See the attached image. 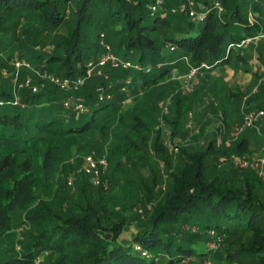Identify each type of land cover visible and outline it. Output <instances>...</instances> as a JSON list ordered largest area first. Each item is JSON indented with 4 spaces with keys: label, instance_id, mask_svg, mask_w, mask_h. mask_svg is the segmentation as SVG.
I'll list each match as a JSON object with an SVG mask.
<instances>
[{
    "label": "trees",
    "instance_id": "trees-1",
    "mask_svg": "<svg viewBox=\"0 0 264 264\" xmlns=\"http://www.w3.org/2000/svg\"><path fill=\"white\" fill-rule=\"evenodd\" d=\"M70 1L0 0V21L21 11L39 18L23 29L31 31L25 38L15 31H0V264H34L37 258L43 260L41 264H179L190 257L202 264L211 253L224 264H264V201L257 194V189L264 192V181L251 169L218 161L219 156L245 153L242 133L231 139L228 130L223 138H230L227 146L224 140L216 145L215 133L201 150L180 145L181 164L171 166L172 153L163 147L159 132L148 145L143 118L151 116L150 111L159 113L157 103L165 95L160 85L183 57L189 56L190 64L206 62L212 68L229 61L233 50H228L229 44L261 31L262 22L248 23L246 13L251 10L264 19V0H220L221 17L210 11L206 0H195L196 10L205 11L202 21L171 13L168 7L175 6L176 0H163L155 9H151L154 0H76L72 24L65 35L59 34L56 29L63 24ZM94 1L104 11L99 17L103 25L109 29L119 25L104 40L109 38L113 53L139 64V69L105 70L114 81L112 98L99 100L93 82L74 92L87 112L64 107L66 93L49 82L36 92L18 89L14 103L12 76L1 72L3 68L13 71L12 59H25L33 69L59 77H77L85 63L97 61L100 29L90 40ZM47 38L54 45L44 53L34 44ZM168 44L176 47L175 53L164 50ZM8 49H15V54L3 58ZM256 53L264 66L263 52ZM236 57L247 60L239 50ZM252 74L260 80L257 73ZM26 76L32 83L40 82L32 70L21 68L18 79ZM125 79L130 80L128 91L141 93L134 94L131 106L122 108L119 102L124 94L119 87ZM102 83L104 79L99 78L97 84ZM166 83L175 88L173 80ZM263 83L260 80L241 107H233L236 124L242 111L264 109ZM233 98L243 99L240 93ZM193 103L181 91L172 95L169 124L173 133ZM226 106H220L222 111H227ZM82 136L87 140L79 146L76 139ZM72 143L78 154H108L112 170L102 180L106 179L109 189L92 185L82 173L67 184L63 168L73 167L63 164V150ZM156 158L162 161L164 178L159 166L149 162L156 163ZM208 159L213 160L211 170ZM130 162L146 167L148 174L133 176L126 166ZM152 200L154 206L140 217L134 209ZM14 226L23 227L21 236L26 238L18 251L11 240ZM208 230L222 235L223 248L209 247ZM243 233L250 234L247 241L242 240Z\"/></svg>",
    "mask_w": 264,
    "mask_h": 264
},
{
    "label": "rangeland",
    "instance_id": "rangeland-1",
    "mask_svg": "<svg viewBox=\"0 0 264 264\" xmlns=\"http://www.w3.org/2000/svg\"><path fill=\"white\" fill-rule=\"evenodd\" d=\"M75 1L76 0H71L69 3H67L65 5V16H66V18L64 19L63 24L59 28L56 29V31L59 34L65 35L66 30H67V26L68 25L70 26L72 24V22H71L72 15L75 13L76 8H77V3ZM161 1L163 2V0H161ZM206 1H207L206 4L210 6V8H209L210 11H216V16H218V17L220 16L221 17V15L224 12V8H223V5L220 2V0H217L219 2V4L221 5V7H222V9L219 10V11L213 6L214 0H206ZM179 3H180L179 0H176L175 6L168 7V10H170L171 13H173V14H185L179 9ZM92 8L94 9V12L92 13L93 17H94V22H93V26L90 28V33H91L90 40L94 39L95 33L97 32L98 29H100V33H102L103 36L107 37V35L109 34L110 30H116V29L119 28L118 24L115 25V26H111L110 29H109V26L103 25V23H102L103 21L100 20L99 17H101L100 13H104V11H103L101 5H99V3H97V1H94L93 6L91 5V10H92ZM32 13L33 12H30V11L15 12L10 17L2 19L0 21V31L1 32H10V33L15 31L16 33L19 34L18 36H20L21 38H25L26 32L31 33V31L30 30L25 31L23 29H25V28H27L29 26H32L33 22L37 21L39 19L36 16L33 17L31 15ZM34 13H36V12H34ZM255 13H252L251 10L247 11V13H246L247 22L248 23H255V22L258 23L259 21H261L262 22L261 26L264 27V19L263 18L260 19V16L258 15V13L257 12H255ZM205 19H206V17L204 18V20ZM108 29H109V31H108ZM56 31H54V32H56ZM21 32H23V33L21 34ZM53 33H52V35H53ZM257 34L264 35V28H262L261 31L255 33L254 36L257 35ZM100 38L101 37L99 36L98 42H99ZM103 39H104V37H103ZM104 42H106L110 46V49L113 47V43H111L109 41V38H106L104 40ZM53 45L54 44L51 41V38H47L46 41H38V42H36L34 44L35 47H37L39 50H42V52H44V53H48ZM170 46H172V49H170ZM98 48H99V51H101V53H102L103 48L101 47V45H99ZM163 48H164V50L166 52L168 51V52H171L172 54L176 52V47L173 44L172 45L168 44V46H163ZM238 50L240 52H242L244 55H246L248 60L257 61L258 64H261L260 60L257 57L256 51L257 52H263V54H264V39L263 40L261 39L260 41H259V39L255 40L254 42H251V43L247 44L246 46L241 47L240 49L233 48V50H232V52L230 54V58H229V63H234V64L238 65L239 67H241L243 69L244 68L245 69H252L253 72H256L257 70H255V71L253 70L252 65L249 64L248 60L244 61V60H240V59H238L236 57V53L238 52ZM15 51H16L15 49L14 50L13 49L12 50L8 49V50H6V51H4L2 53V57L6 58V56H8V55H13V54H15ZM111 51H112V49H111ZM129 62L131 64H133L130 60H129ZM189 64H190L189 63V56L183 57L181 60L178 61V66H177L178 72L180 74L181 73L185 74L187 72V70H188ZM133 65H135V64H133ZM138 66L140 67L139 64H138ZM259 66L260 65H258V67ZM86 68H87V63L84 64V67L82 69V73L79 76H77V77H85L84 78V83H83V85L80 86V88L85 86L88 82L89 83L93 82V83H95V84H93L94 85L93 90L96 93V95H98L100 93H103V94L104 93H108L111 96L110 98H112V94L114 92L111 91V88H112L111 84H113L114 81L109 79L110 76L108 75V72L105 71L106 69H108L110 67L106 66V67L101 68V73H97L96 70H91L90 71V76H86ZM119 69H124V68H119ZM134 69H135V67H134ZM179 73H177V74H179ZM256 73H257L258 77L261 78L260 80L263 83L264 82V69L262 68V70H260V71L258 70ZM176 76H178V75H176V74H175V76L172 75L169 78V80L170 81L179 80V79L181 80L182 76H178V77H176ZM196 77H197L196 79H192L191 80V85H192L191 92H189V93L184 92V94L187 96V102H190L191 100H193L194 103L192 105H190L186 110H184V113H183L184 115H182L180 117V119L178 120V123L176 124V127H175L176 132L175 133H173L172 128H171V126L169 124L170 118L172 116V113L169 111V109H168L167 113L162 115L161 122L159 121V118H158V114L159 113L157 111L155 112V114H153L154 111L153 112L150 111L151 116H144L143 117L145 119L144 122L146 124V127H145L146 129L144 130V133L146 134L147 137L149 136V138H147L148 145L152 143V139L155 136V134H157V132L161 133L162 132V128H165V129H168L171 132V139L174 142H178V140H185L186 139V143H185L184 147H187V149H189V150L190 149H193V150L200 149L201 150L203 144L205 143V141H207L209 138H211L212 134L215 132V131L209 130V128H207L208 127V124H207V120L208 119H206L205 121H202V119H201L203 117H206V114H205L206 111H208L211 108H216L214 106V104H216V101L217 102L220 101V103H223L225 106L228 105L229 102H230V104L234 103L235 106L236 105L239 106V105H241L242 102L245 101L244 99H240L239 100L238 98H232V97H226V96H219L217 98V95H216L214 98L213 97H209V93H207L205 91V87L202 86V85H206L208 83L201 82V84L198 85L197 81H199V80L201 81L203 79V76L202 75H197ZM99 78H103L104 79V83L97 84ZM127 80H129V79H125L124 87H126L128 85V83L126 82ZM252 80H253L252 83L255 85L254 82H257L258 79H255V77L253 76ZM45 82L46 81H43V80L40 79V82H38V84H35V83H33V84L36 85L37 90H38V88L44 87ZM129 82H130V80H129ZM89 85H91V84H89ZM99 87H101V91L97 90V88H99ZM121 87H123V84H121V86L119 88H120V92H122L124 94V96L120 100H122L123 98L124 99L126 98V99L129 100L128 104H126L125 106L122 105L123 107L121 106L122 108H126V107H129V106H131L133 104L131 102L134 99V97H136V96H134V94L135 95H140L141 91L137 90L135 93L134 92L131 93L128 90L127 91L126 90H121ZM160 87L164 91L163 95L164 94L165 95L161 96L159 99L163 100V99H165L167 94L171 92V90H170V88L168 86V83L161 84ZM11 88H12V91L14 93V96L18 97V89H17V87H15L12 84V82H11ZM245 96L246 97L249 96L248 92L247 93L244 92L242 94V97H245ZM215 98L218 99V100H215ZM199 102H203V103L204 102H208L209 106L202 107V104L199 103ZM169 108H170V105H169ZM207 108H208V110H206ZM212 117L217 120V117H215V116H212ZM216 120H214V124L213 125H215L217 123ZM256 125L258 126V128L260 130V133L264 134V121L263 120H259L256 123ZM218 133H220V132H218ZM92 135L93 134H89L88 137L91 138ZM241 135L246 138V151L243 154H236V155H249L250 154V155H253V156H256V157L262 155L263 138H262V136L260 134L256 133L254 128H250V127L245 128ZM219 138H220V143H222L223 140H224L223 137L219 136ZM130 139H132V138H130ZM76 140H78L77 143L79 144V146H82L81 144H83L84 141L87 140V139H85V136L84 137L82 136V137H77ZM193 140H196V142L193 141ZM226 140H224V141H226ZM76 149H77V146H76V148H74V143H72V144L69 145L67 150H63V155H65L64 156L65 160H64L63 164H65V162H66V165H70V166L73 167L71 170L68 167H66V166L63 168L65 171L67 170V172H66V181H68L70 178H72V183H73V179H75V176L78 173H82L80 171V168H81V165H82V157H83L84 154H87V153L78 154V151ZM165 149H167V148H165ZM169 152L172 153L171 151H169ZM178 152H179V150H178ZM178 152L177 153H172L171 166H178V165L181 164ZM131 153H132L131 151H128L126 155L130 156ZM231 154H235V153H231ZM101 155H103L105 158L108 157V154H106V152L101 154ZM101 155H97V156H101ZM125 157L126 156H122V159H125ZM112 159H113V157L109 156V160H112ZM79 161H80V163H79ZM149 162H150L151 165H153L154 168H155V166L156 167L159 166L158 168L161 171L160 173H162V175L164 174L162 176V178H164L165 177V173H164V171L162 172V169H163L162 161H160L159 159L156 158V163H154L153 160H150ZM208 163H209V164H207L208 170H211L213 160L212 159H210V160L208 159ZM217 165H219V164H217ZM126 166H127V168H131V174L133 176L136 175L137 173H140V174H143V175L144 174H148L146 167H143V166L142 167H140V166L138 167V165H136L133 162L127 163ZM110 170H112V163H108L107 164L104 172L102 173V176L103 175L106 176L108 174L107 172L110 171ZM82 174L84 176H86L89 179V181L91 182V178H90L89 175L84 174V173H82ZM114 174H117V176H119L118 172H114ZM102 176H101V179H102ZM105 180L106 179L104 178L103 181H105ZM262 181H264V179H262ZM106 187H108L107 189H109V186H106ZM106 187L104 189H106ZM118 190L119 189L117 188L113 192H116ZM257 194L264 201V192H263V190L262 189H257ZM154 203H155L154 200H152L151 202H145L143 205L137 206L134 210L141 215L140 217H142V216H144L146 214L145 211H150L151 210V207L154 206ZM191 227L192 226H190L189 229H191ZM22 228L23 227H21V226H17V227L14 226L13 228H11V231L12 230L14 231V234H13V236L11 238L12 245L14 247V250H17V251L20 250L22 245H24V243L26 242V238H23V236H21ZM185 228H188V227L185 226ZM197 231H198V229L196 228V230L194 232H197ZM249 236H250L249 233L248 234L247 233H243L241 235V238H242V240L247 241L248 240L247 238H249ZM211 241H212V238L210 237L209 241L206 242V243H208L209 247H210ZM223 247H224V242L222 243V241H221L218 246H214L212 248L214 250L215 249L219 250V249H221ZM213 256H214V253H211L208 257L204 258L203 259V264H208V263L209 264H224V262L217 261L216 258L213 257ZM192 260H194V258L190 257V258L186 259V262H181L179 264H201V263H199L197 261H192ZM36 261L34 262V264H41L43 260H40V258H39V259H36ZM39 261H40V263H39Z\"/></svg>",
    "mask_w": 264,
    "mask_h": 264
},
{
    "label": "built area",
    "instance_id": "built-area-1",
    "mask_svg": "<svg viewBox=\"0 0 264 264\" xmlns=\"http://www.w3.org/2000/svg\"><path fill=\"white\" fill-rule=\"evenodd\" d=\"M154 1L155 3L154 5L151 6V9H155V5H161L162 3L161 0H154ZM179 2H180L179 9L183 13H185L186 16L191 21H202L206 17L205 11L196 10V2L194 0H179ZM213 6L218 11L222 9L221 5L217 0H214ZM100 37L101 38L99 40V43L103 48L102 53L97 58V61L95 63L87 62L86 76H90L91 70H96L97 73H101V68L106 66H109L111 68H124V69L130 67L132 68L135 67V69L139 68L138 65H133L128 60H124L122 58L120 59L119 56H117L111 51L110 46L106 42H104L102 33H100ZM262 37L264 38V35H260V34H257L255 36H245L242 39H240L238 42L229 44L228 50L230 48L244 47L247 44L254 42L255 40H258ZM170 49H172V46H170ZM10 64L13 67V71L11 73L6 71L5 68H3L1 72L3 76H9V75L12 76L11 82L15 87H17V89L29 88L32 92H35L37 90L36 85H34L31 82V79L28 76L24 77L23 80L18 79L19 71L21 68L32 70L39 79L55 85L61 91L66 93V97L62 101L64 107H70L76 113L88 111V108L82 102V98L80 96H74L73 94L75 91H77L80 88L81 85H83L85 77H59L45 71L35 70L31 67V65L27 60L20 58L12 59L10 61ZM258 65L260 66L258 67ZM210 67L211 66L206 62H200L197 65L189 64L187 72L183 74L181 77L182 88L184 92L189 93L192 90L191 80L201 71L210 70L211 69ZM252 68L254 71L262 70V68L264 69V67L261 64H258L257 61H254ZM126 82L129 83V80H127ZM97 90L101 91V87L97 88ZM121 90H127V88L124 87L123 85V87H121ZM97 97L99 100H103L104 98L109 99L111 96L108 93H104V94L100 93L97 95ZM128 102H129L128 99L123 98L122 100H120V105L125 106L126 104H128ZM14 103H17L16 96L14 99ZM169 104H170L169 98L160 100L157 103V107L159 109L158 118L160 122L162 120L161 119L162 115L168 112ZM259 120L264 121V109L258 108V109L243 111L241 122L234 126L230 136L232 139H234L238 137L244 131L245 128L248 127L254 128L256 133L260 134L263 138L262 155L256 157L250 154L249 155L230 154L229 156H219L218 161L220 163L229 161L233 166L239 169H251L257 177L264 179V134L260 133V130L256 125V123ZM160 137L163 147L167 148L172 153L178 152L180 145L178 142H174L171 139V132L168 129L162 128ZM216 143L217 144L220 143L219 136L216 137ZM106 166H107L106 158L103 155L96 156L94 152L91 151L83 155L80 171L90 176L91 183L93 185L95 186L100 185L103 188H105L107 184L105 183V181L101 179V176ZM71 182H72V178H70L67 181L68 184H71ZM161 189H164V184L161 185ZM191 230L195 231L196 227L192 226ZM208 235L212 238V241L210 243L211 248L214 246H218L222 241V235L217 234L214 230H208ZM182 262H186V259L183 260ZM227 264H236V263L231 262Z\"/></svg>",
    "mask_w": 264,
    "mask_h": 264
},
{
    "label": "crops",
    "instance_id": "crops-1",
    "mask_svg": "<svg viewBox=\"0 0 264 264\" xmlns=\"http://www.w3.org/2000/svg\"><path fill=\"white\" fill-rule=\"evenodd\" d=\"M248 61H249V64H251L253 67L252 63H254V61L253 60H248ZM256 72H253L252 69H245V68L243 69L234 63H229V61H228L227 63H222V64H218L216 66H213L208 71H201L197 75H202L203 79L201 81L200 80L199 81L196 80V81H197L198 85L201 84V82L208 83V84L202 85V86H204L205 91L207 93H209V97L214 98L217 95V98L219 96H226V97H232L233 98L235 96V93L243 94L244 92H246V93L248 92V94H250L251 92H254L257 89V84H259L260 80L258 79L257 82H254L255 85L252 83L253 82V80H252L253 74L252 73H256ZM177 73H179V72H178V69L176 67L171 71V76L172 75L175 76V74L178 76L183 75L182 73L181 74L180 73L177 74ZM178 76H176V77H178ZM196 76L193 79H196L197 78ZM170 77L167 78L166 82H168ZM166 82H164V83H166ZM173 85L175 86V88L173 90L170 89L171 92L168 93L167 96L165 97V98H169V103H170L169 105H171L172 95H174V93L176 91H181L182 93H184V90L182 88V82L180 79L174 80ZM245 97H243V99ZM215 100H218V99L215 98ZM199 103L202 104V107L209 106L208 102H204V103L199 102ZM241 104H243V102ZM214 106L216 108H211L209 110L207 108L206 110H208V111H206V113H205L206 117H203L201 119H202V121H205L206 119H208L207 120V124H208L207 128H209V130L215 131L214 133L216 134V137L222 136L224 138L225 136L228 135L227 131L228 130L232 131V129L234 128V126L236 125V123L238 121L237 110H236V108L233 110V107H235V104L234 103L230 104V102L226 106L227 111H225V112L222 111V109H221L222 107H220V106H225V105L223 103H220V101H218V102L216 101V104H214ZM239 107H241V105ZM240 112H241V109H240ZM242 113H243V111H242ZM212 116L217 117V120L214 119ZM214 120L217 121V123L215 125H213ZM231 131H230V133H231ZM218 132H220V133H218ZM230 138H231V136H230ZM230 138H227V140L225 139L226 140V141H224L225 146L229 145ZM193 141L196 142V140H193ZM178 142H179V145H185L186 139L185 140H178ZM216 145H219V144L216 143Z\"/></svg>",
    "mask_w": 264,
    "mask_h": 264
}]
</instances>
